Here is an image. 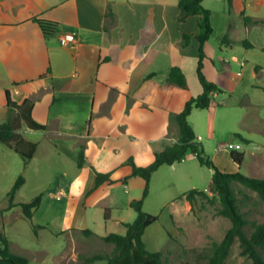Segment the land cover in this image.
<instances>
[{
  "label": "crops",
  "instance_id": "0c3cea01",
  "mask_svg": "<svg viewBox=\"0 0 264 264\" xmlns=\"http://www.w3.org/2000/svg\"><path fill=\"white\" fill-rule=\"evenodd\" d=\"M178 1L0 0V119L6 114V90L17 104L34 100L32 118L46 128L25 126L24 133L35 135L32 142L37 145L26 168L36 161L34 172L57 171L53 198L72 212L64 229L70 235L84 230L97 238L125 233L124 224L136 217L130 202L142 197L145 186L142 178L129 177L127 160L147 166L156 152L173 144L178 139L174 114L202 92L196 64L204 14L180 18ZM201 4L209 11L212 27L204 44L202 72L227 97L219 99L220 94L213 93L212 104L192 109L188 121L218 169L235 172L244 164V153L238 166L230 151L239 152L242 143L253 142L241 133V123L255 131L264 146V117L259 113L264 97L251 92L262 88L264 95V85L256 83L264 80V0ZM245 17L253 22L245 23ZM35 18L56 22L55 32L43 35ZM65 33H72L74 41L63 44ZM183 34L189 36L186 46ZM215 34L220 37L217 47L212 42ZM173 66L183 71L187 89L167 84ZM245 76L249 79L243 83ZM226 104L227 110H218ZM227 135L237 142L227 143ZM81 146L84 163L79 167ZM252 156L264 170L263 153ZM38 160L45 164L39 166ZM159 171L198 190H207L206 177L212 176L191 153L153 174ZM97 173L107 174L110 182L96 187ZM27 181L26 177L23 185ZM91 224L104 232L96 233ZM86 236L80 238L82 243H87ZM78 254L73 240L55 264H78Z\"/></svg>",
  "mask_w": 264,
  "mask_h": 264
},
{
  "label": "rangeland",
  "instance_id": "374dc122",
  "mask_svg": "<svg viewBox=\"0 0 264 264\" xmlns=\"http://www.w3.org/2000/svg\"><path fill=\"white\" fill-rule=\"evenodd\" d=\"M218 38L220 40L217 34L212 37L213 45L216 47ZM248 79L245 76L243 83ZM256 83L264 85V80ZM251 92L264 97L262 88ZM218 93L220 94L219 99L227 97L226 92ZM226 106L227 104L219 105L218 110H227ZM259 113L264 117V106L259 108ZM4 120L5 118H2L0 122ZM245 124L241 123L239 129L244 136L246 133L249 134L253 142L249 145L241 144L239 152L244 153V164L239 167V171L249 177L264 179V170L258 169L257 161L252 156L254 152L264 155V146L260 142L261 137H258L255 131L244 128ZM242 126L243 128H240ZM215 128L217 131L218 121L215 122ZM25 129L23 125L21 133L24 138L29 141L35 140V135L24 133ZM237 140L233 135H227L225 138L227 143L232 141L235 143ZM35 162L26 168L18 154L0 143V233L6 237L9 250L27 257L30 264H55L56 259L68 249L73 240L76 242L78 256L97 252L110 253L113 245L104 242L101 238L88 236L87 243H82L80 238L85 234L74 231L70 235L64 231L71 220L72 212L65 208L64 202L53 198L56 181L59 179L57 171L34 172ZM38 162L39 166L45 164L43 160H38ZM19 176L24 179L27 177L28 181L22 185V189L15 193L13 199L15 206L8 208V192ZM206 179H209L210 183V176ZM189 185L190 182L178 181L177 183L176 178L167 172L159 171L152 175L148 196L143 201V210L157 217V220L145 229L142 236L143 241L147 250L162 254L165 264H207L212 243L220 241L230 226V221L217 212L220 207L217 199L214 204H211L208 199L197 197L192 208L188 202L184 204L183 194L193 189ZM233 189L237 204L248 220L246 232L249 234L253 223L264 222V200L260 199L256 192L241 184L234 183ZM37 195H41L39 207L35 209L31 218H25L20 204ZM211 196L209 193V198ZM90 228L96 233L104 232L103 227H97L95 224H91ZM78 261L81 263L82 259L78 258ZM88 264H106V260ZM225 264H252V262L241 254L238 242H234Z\"/></svg>",
  "mask_w": 264,
  "mask_h": 264
},
{
  "label": "trees",
  "instance_id": "16d2710c",
  "mask_svg": "<svg viewBox=\"0 0 264 264\" xmlns=\"http://www.w3.org/2000/svg\"><path fill=\"white\" fill-rule=\"evenodd\" d=\"M203 0H179L180 18L187 15L204 14L201 23L202 32L198 36V59L196 64V76L202 87V92L197 96L189 98L179 112L174 114V121L178 128V139L171 145H167L163 150L156 152L153 161L147 166H136L132 159L127 163L131 165V174L129 177H140L144 180L145 186L142 197L133 199L130 202L131 208L135 211L136 217L133 222L125 223L126 231L124 234L109 233L101 239L113 245L110 253L97 252L91 255H79L81 263L88 264L96 261L106 260V264H165L160 252H151L146 249L143 241L145 229L157 220L155 215L146 213L143 210V201L148 195L149 182L152 174L162 165H172L181 162L188 153L195 155L199 164L212 170L211 183L207 190L191 189L183 194V197L190 204L191 208L195 205L197 197L206 198L209 203L214 204L217 199L220 203L218 214L226 217L230 221V226L225 231L222 239L212 243L211 253L207 264H225L231 246L238 242L242 255L251 260L252 264H264V222L253 223L249 234L246 232L248 220L237 204V198L233 189V184H241L256 192L260 199L264 200V179L249 177L242 174L239 170L235 172H223L215 163L205 154L201 143L196 141L194 131L188 121V116L192 109H205L212 104L211 95L215 92H221L216 84L208 81L203 72V59L205 58L204 44L212 34V27L209 21V11L202 6ZM245 23L252 20L249 17L244 18ZM38 24L43 35H52L57 23L34 19ZM253 22V21H252ZM258 22V21H255ZM183 46L189 41V36L183 34ZM247 47L250 44L243 42ZM48 71V70H47ZM167 84L175 85L180 89H187V80L183 71L173 66L167 78ZM6 114L5 120L0 122V143L18 154L24 165L32 159L36 151V143L26 140L21 134V127L24 125L30 130H45V125L38 123L32 118L31 109L34 100L24 99L20 104L14 102L5 91ZM243 142L249 141L242 138L240 134H235ZM230 158L238 166L242 164L243 153L236 150L230 151ZM84 163L83 147H80L77 164L81 167ZM127 178L124 179V181ZM25 179L19 176L10 191L8 192L9 206H15L13 199L15 193L23 185ZM110 182L107 174L97 173L95 186L104 182ZM209 193L212 195L209 198ZM41 202V195L20 204L22 214L25 218H31L35 209ZM85 235L91 236L90 230L83 231ZM0 264H30L29 259L23 255L12 253L8 248L6 237L0 233ZM77 264V263H76Z\"/></svg>",
  "mask_w": 264,
  "mask_h": 264
},
{
  "label": "built area",
  "instance_id": "2783aa9c",
  "mask_svg": "<svg viewBox=\"0 0 264 264\" xmlns=\"http://www.w3.org/2000/svg\"><path fill=\"white\" fill-rule=\"evenodd\" d=\"M74 41V36L72 33H65L62 37H61V42L64 43H68V42H73ZM226 146H231L230 144H226Z\"/></svg>",
  "mask_w": 264,
  "mask_h": 264
}]
</instances>
